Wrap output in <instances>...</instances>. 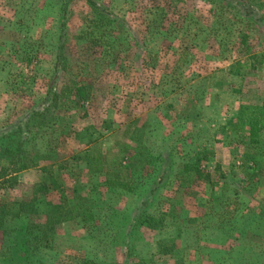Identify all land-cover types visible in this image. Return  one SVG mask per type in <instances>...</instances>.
I'll return each mask as SVG.
<instances>
[{
    "label": "rangeland",
    "instance_id": "rangeland-1",
    "mask_svg": "<svg viewBox=\"0 0 264 264\" xmlns=\"http://www.w3.org/2000/svg\"><path fill=\"white\" fill-rule=\"evenodd\" d=\"M95 1L113 16L97 45L77 38L96 17L88 0H72L66 19L62 0H0V169H13L11 132L32 165L0 186V211L30 204L17 221L8 212L0 264H89L73 252L13 254L75 192L92 209L79 233L93 236L96 264H264V124L257 142L247 122L230 125L264 106V0ZM61 46L68 66L57 73ZM74 81L91 96L52 105L49 87ZM141 212L163 226H137Z\"/></svg>",
    "mask_w": 264,
    "mask_h": 264
},
{
    "label": "trees",
    "instance_id": "trees-1",
    "mask_svg": "<svg viewBox=\"0 0 264 264\" xmlns=\"http://www.w3.org/2000/svg\"><path fill=\"white\" fill-rule=\"evenodd\" d=\"M72 0H62V6H61V15L63 19L67 18L68 9L71 4ZM89 5L94 10L96 17L94 19H87V25L88 29L83 31L82 35L78 36L77 38L80 40L88 39L89 42H91L94 45H97L98 43H101V40L105 38L106 28L111 22H113V16L110 9L104 5L99 4L95 0H88ZM62 32H65V23L63 21ZM63 36L61 37V39ZM61 50V53L58 55V61L57 65L55 66V72H59L61 69L60 65L62 64V69H67L68 66V56L64 53L63 46L59 47ZM239 70H237V73ZM91 86L84 83V84H78L75 81L71 85H63L61 87L60 91H55L54 85H51L49 87L48 97L51 96L52 99V105H57L60 99L67 98L70 99L72 96L77 97L80 100H86L91 96ZM47 111L51 112V105L45 107ZM264 111V106H254V108H247L242 109L239 112L238 121L231 122V128L232 130L240 131L243 127V124L247 122L249 124V130H250V138L251 141L257 142L258 137L260 136V129L263 127L264 124V117L261 115V112ZM33 116L30 115V117L24 122L27 126V129L29 131L31 130V127L29 125V122L34 119L37 115L40 114L39 111L32 112ZM22 127L18 126V129L21 130ZM15 136V132H11L9 134L3 135L2 139H5L4 146L5 151L7 154L13 156L14 158L11 161V164L13 166V169L11 167H1L0 169V186L3 185L5 182H7V178L11 177V171L15 170V172H20L26 169H29L32 167L31 162H29L27 159L24 158L23 149L21 150L23 143L21 141H17L16 139L13 140L12 137ZM16 145V149L15 146ZM20 152V153H19ZM23 156V157H22ZM25 159V160H24ZM155 161L157 159H154ZM20 162V163H19ZM155 166V165H154ZM186 170L188 171H196L199 176H202L201 170L199 169V166L196 164H186L185 165ZM158 167L156 166L155 172H157ZM94 171H100V169H94ZM13 179H16L13 178ZM16 181V180H14ZM107 183L112 186H118L121 187L129 192H134L135 187L132 183L129 182H123L120 179H112L108 178ZM85 199L81 198L79 194H76L72 198L66 199V205L59 204L54 205L53 209L50 211H47V219L48 223L44 226L38 225V226H28L26 231L30 233H34L30 237H28L24 240L23 244H21V247L23 250L26 251V253H19L17 250L13 248V254L14 258H18L17 254L20 256L23 254L26 258H29L31 256V259L36 258V254L41 247H48L51 246L54 235L56 232V226L58 223H61L62 221H69V220H77L80 219L87 223L92 217V209L87 208L85 205ZM34 204V202H33ZM29 203L22 202L15 206H11L10 209L7 208L5 211H0V231L4 233L5 236L9 235V229H8V212L13 214V220L17 221L16 219H22V217H25V208L29 206ZM35 206V205H34ZM36 207V206H35ZM41 209V207H36ZM68 208V209H67ZM163 218L157 219L154 216H149L145 212H141L136 217V225L137 226H146L149 229L152 230H158L160 227L163 226ZM157 247H159V253H171L172 248H163V242L159 240L157 243ZM22 250V251H23ZM28 251V252H27ZM22 258V257H21ZM23 259V258H22ZM31 260H28L30 262ZM145 261L141 260L140 263L143 264ZM139 264V263H138Z\"/></svg>",
    "mask_w": 264,
    "mask_h": 264
},
{
    "label": "crops",
    "instance_id": "crops-1",
    "mask_svg": "<svg viewBox=\"0 0 264 264\" xmlns=\"http://www.w3.org/2000/svg\"><path fill=\"white\" fill-rule=\"evenodd\" d=\"M95 221H97V220L95 219ZM73 223L75 225V228H77V229H75L76 233H75V231L73 232V230L67 231L68 226H71V224H73ZM92 224H94V222ZM86 225L89 226L90 223L89 222L85 223L84 221H82L80 219H77L74 221L73 220L62 221L61 223H58L56 226L57 229H56L54 239H53L51 246L41 247L40 251L44 250V251L55 253V254L58 253V255L62 256V257L68 256L69 254L72 255V252L75 254V256L85 254L86 259L89 261V264H96V261L93 259V255L96 252L93 248L94 247L93 236L90 235L89 239H86L85 241H83V236H85V235L79 233L81 230L88 227ZM76 234H78V235H76ZM79 237H81V239ZM59 238H67L66 239L67 242L65 241L66 244L63 245L62 244L63 242L61 243V241H59ZM2 250L3 249L0 248V251H1L0 255H2ZM17 252L26 253L25 250L17 251ZM3 260L5 262H8V260L5 259L4 257H3ZM25 264H29V263L25 262ZM30 264H43V263L35 261L34 263H30ZM46 264H52V262H49Z\"/></svg>",
    "mask_w": 264,
    "mask_h": 264
}]
</instances>
